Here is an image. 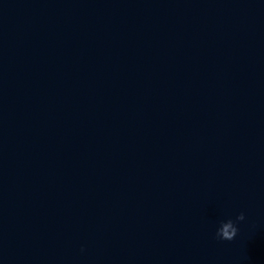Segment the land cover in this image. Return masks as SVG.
I'll use <instances>...</instances> for the list:
<instances>
[{
    "label": "water",
    "instance_id": "95a60500",
    "mask_svg": "<svg viewBox=\"0 0 264 264\" xmlns=\"http://www.w3.org/2000/svg\"><path fill=\"white\" fill-rule=\"evenodd\" d=\"M0 264H264V0H0Z\"/></svg>",
    "mask_w": 264,
    "mask_h": 264
},
{
    "label": "clouds",
    "instance_id": "9594fccd",
    "mask_svg": "<svg viewBox=\"0 0 264 264\" xmlns=\"http://www.w3.org/2000/svg\"><path fill=\"white\" fill-rule=\"evenodd\" d=\"M244 220H245V215L241 213L235 218V220L228 219L226 221H221L220 227L216 232V238L218 240L227 241V242L233 241L237 237L239 232L237 224L239 222H243Z\"/></svg>",
    "mask_w": 264,
    "mask_h": 264
}]
</instances>
